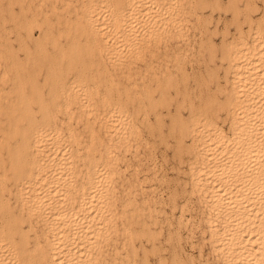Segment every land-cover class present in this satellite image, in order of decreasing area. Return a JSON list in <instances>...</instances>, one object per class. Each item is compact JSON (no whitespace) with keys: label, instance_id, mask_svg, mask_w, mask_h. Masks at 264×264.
I'll list each match as a JSON object with an SVG mask.
<instances>
[{"label":"bare ground","instance_id":"bare-ground-1","mask_svg":"<svg viewBox=\"0 0 264 264\" xmlns=\"http://www.w3.org/2000/svg\"><path fill=\"white\" fill-rule=\"evenodd\" d=\"M16 2L22 58L13 53L0 86V264H101L117 233L133 251L156 222L155 205L123 183L120 161L146 143L140 126L150 124L138 116L149 109L158 121L156 106L177 91L175 71L183 78L178 50L160 42L179 32L183 9H173L179 0ZM249 35L221 48L224 87H213L222 97L188 103L187 118L169 126L190 157L191 190L222 264H264V27Z\"/></svg>","mask_w":264,"mask_h":264},{"label":"rangeland","instance_id":"rangeland-1","mask_svg":"<svg viewBox=\"0 0 264 264\" xmlns=\"http://www.w3.org/2000/svg\"><path fill=\"white\" fill-rule=\"evenodd\" d=\"M179 1V6L173 8L174 10H178V7L179 9H183L182 17L184 20L181 22L178 21L180 23L177 28L179 34L174 32V26V28L170 26L171 28L168 29L169 32L167 31L164 34V38H161L160 42L168 44L169 50L172 49L174 52L178 50L176 54L180 55L179 60L182 66L183 78L180 79V72L175 71V76L177 75V78H175L176 80L179 79L176 84L177 86H175L177 91L174 88H169L167 90L169 95H166V102L156 106L155 109L159 113L158 121L155 120L152 111L149 109L146 111L147 113L145 112V115L141 113L138 116L140 119L143 117L144 121L147 120L150 124L148 128L146 127L147 129L140 126L141 136L146 143L138 146L136 155L132 156L126 151L125 158L120 161L122 164L127 162L123 166L125 170L121 175V179L124 181L123 183L126 186L128 185L132 192L134 191L132 196L135 200L140 197V201L143 199L148 202L147 204L151 206L155 205L156 211H159L158 213L155 212L158 219L156 218L155 223H147L148 226L151 224L150 233L139 234L140 236L132 239L135 249L133 251L126 250V248L120 246L122 245L124 236H120L121 234L117 233L113 237V240L109 242V245L104 247L105 254L101 264H132L134 262V264H222L214 252H211L209 249L206 224H204L205 220L202 217L205 211L203 205L196 199V193L191 190L192 183H190L188 173L190 157L187 155L188 152L186 150H178V136L175 137L178 134L177 132H174L175 134L171 132L169 126L171 127V120L173 118L178 116H181L184 120L187 118V111H189L187 109L189 108L187 107L188 103L191 104L193 102L192 104L196 107L207 96H212L213 98L219 97L218 99L222 97L223 91L221 93L213 87L216 81L218 84L220 83V86L224 87L222 65H220L221 60L219 59L221 48L225 42L235 40L238 34L244 36V39H250L249 34L251 29H254L256 26L260 28L264 27V0ZM42 5L41 7L43 9L49 7L47 1ZM18 9L16 0H0V74L2 70L7 75L0 79L1 87L8 85L10 77L13 74L9 62L14 61V54L22 58V53L17 48L18 39L16 37L18 34L17 19L20 16ZM178 11L182 10L180 9ZM34 33L35 35L39 34L37 29H35ZM43 41L44 39L42 40L41 38L42 43H44ZM9 52L11 55L14 53L13 56ZM171 54L166 56V62L169 68H172V64L174 63ZM209 54L213 57L212 62H209ZM174 56L176 57V55ZM169 60L171 61L169 62ZM134 62V66L139 67L141 65V62L138 60ZM164 62L165 59L163 60ZM107 67L109 70L111 69V65ZM134 74L132 75L134 76ZM98 85L101 88V85ZM182 97L184 98L182 100L184 103L181 100V102H178ZM176 105H179V107L175 108ZM215 108L218 109L215 110ZM213 110L216 111V113L213 112L214 122L217 125L219 124L218 126L223 130L227 131V119L224 117L223 110L219 107H214ZM223 119L226 121L225 123ZM159 134H161V137L158 136ZM187 140V138L182 140V142H185H183V148L189 144ZM126 158H128V161ZM131 167L133 168L129 169ZM118 191L119 188L117 189ZM138 199L137 201L139 202ZM157 201L161 204L157 205ZM151 202L155 203L152 204ZM160 217L162 218L160 219ZM113 246H115L114 249ZM128 257L129 259H127ZM124 258L125 260H123ZM128 260L129 263L127 262Z\"/></svg>","mask_w":264,"mask_h":264}]
</instances>
